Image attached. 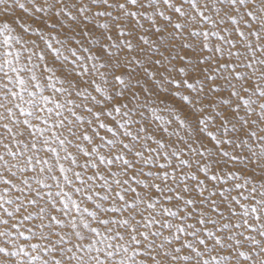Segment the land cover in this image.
Instances as JSON below:
<instances>
[{
	"label": "snow or ice",
	"instance_id": "1",
	"mask_svg": "<svg viewBox=\"0 0 264 264\" xmlns=\"http://www.w3.org/2000/svg\"><path fill=\"white\" fill-rule=\"evenodd\" d=\"M0 264H264V0H0Z\"/></svg>",
	"mask_w": 264,
	"mask_h": 264
}]
</instances>
